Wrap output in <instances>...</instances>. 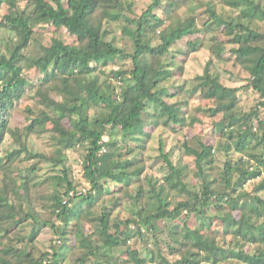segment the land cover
I'll list each match as a JSON object with an SVG mask.
<instances>
[{
	"label": "trees",
	"instance_id": "obj_1",
	"mask_svg": "<svg viewBox=\"0 0 264 264\" xmlns=\"http://www.w3.org/2000/svg\"><path fill=\"white\" fill-rule=\"evenodd\" d=\"M150 2L0 0V264H264V0Z\"/></svg>",
	"mask_w": 264,
	"mask_h": 264
},
{
	"label": "rangeland",
	"instance_id": "obj_2",
	"mask_svg": "<svg viewBox=\"0 0 264 264\" xmlns=\"http://www.w3.org/2000/svg\"><path fill=\"white\" fill-rule=\"evenodd\" d=\"M67 1V0H66ZM139 2V12L141 13L142 11L146 10L148 8V6L150 5V0H136ZM207 2V0H204V2ZM220 7V6H219ZM5 9L7 10V12L9 11V6H6ZM219 11L222 12L224 15H231L233 14V12L231 11L230 8L225 7V6H221L219 8ZM186 12V10H183V14ZM187 13V12H186ZM262 29H264V24L261 26ZM67 36L68 33H66L65 31H63ZM70 37V36H69ZM71 39V38H70ZM72 40V39H71ZM6 44V42H5ZM179 46L181 48L185 47V41L179 43ZM207 60V57L204 53L198 54L196 58H194V60L192 61V63H190V68H194V70L198 71L200 69V66L202 64H204ZM120 66H124L126 68H130L131 64L128 62H120L119 64ZM218 69L221 71V73L226 77H230V75H233V77L231 79H233V84L235 86H242L244 84V79H246L248 76L243 73L241 71L240 68H234L233 64H221L219 65ZM231 73V74H230ZM238 76V77H237ZM28 77H30V79H37L39 77V72L37 70H32L28 73ZM242 99L245 101L244 102V107L246 109H250L255 103H256V99L254 98L253 94H250L249 99L246 95H242ZM202 106L204 107L206 105L205 102H201V100L196 101V100H191L190 101V106L196 107V106ZM27 124V120H26V114L24 113V111L22 109H19L18 111H15L14 113V117H13V123H12V127L15 129L17 127L19 128H23L25 127V125ZM204 125V126H203ZM197 124V126L194 128V131L188 130L187 131V141L190 145L198 147L199 146V141L197 140V138L199 137V135H205L207 137V142L209 144H215V142L217 141V138H215V136L213 135V130H212V126H211V122L209 119L205 120L204 124ZM162 136L164 137V139H167L169 137V128H163L160 129L158 131V134L156 135V141L159 139V137ZM195 137V138H194ZM216 139V140H215ZM37 140V143L42 146L43 148H47L46 144H43V142L46 140ZM220 142V140H219ZM154 150L151 152L152 157H154L155 155L158 154L157 152V143H155V145L153 146ZM49 150V149H48ZM219 157H221V155H219ZM190 160V159H189ZM190 161H193L190 160ZM80 153L76 152V153H70L68 156V163L67 166L70 168L71 172L73 173L75 179H77L78 181H82L83 180V170L80 164ZM152 163V162H151ZM52 168L50 165H46L44 167L43 172L41 173V175L43 176H47L49 175L52 171ZM253 188V185H249L248 189L251 190ZM82 189H88V187L82 183V185L79 187V191H82ZM114 189V188H113ZM108 200H110L108 198ZM239 213H236V215H238ZM127 215V213L125 211H123L121 208L115 213L114 218L119 217L121 219H123L125 216ZM184 221V220H183ZM182 221V222H183ZM212 223V231L215 230H220V222L219 221H212L210 222V224ZM188 224L190 227H195L198 223L195 219L194 216H192L189 221ZM90 227L87 225L84 230L85 232L89 231ZM86 232V233H87ZM221 234H223V231L220 232ZM54 238V235L52 233L51 230L46 229L44 231V233L42 234L40 241H39V246L41 249L46 250L50 248L51 245V240ZM133 245L141 250L143 252L144 250V242H142L140 239L138 240H134ZM77 248V246L75 247ZM121 259H118L117 261H115V264H123L122 263V259H126V255H121Z\"/></svg>",
	"mask_w": 264,
	"mask_h": 264
}]
</instances>
